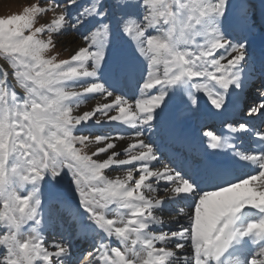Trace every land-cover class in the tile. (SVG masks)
<instances>
[{
  "label": "snow or ice",
  "instance_id": "obj_1",
  "mask_svg": "<svg viewBox=\"0 0 264 264\" xmlns=\"http://www.w3.org/2000/svg\"><path fill=\"white\" fill-rule=\"evenodd\" d=\"M0 61V264H264V0H29Z\"/></svg>",
  "mask_w": 264,
  "mask_h": 264
},
{
  "label": "rangeland",
  "instance_id": "obj_2",
  "mask_svg": "<svg viewBox=\"0 0 264 264\" xmlns=\"http://www.w3.org/2000/svg\"><path fill=\"white\" fill-rule=\"evenodd\" d=\"M257 0H254L256 2ZM29 3V0H0V17H5L12 14H19L22 12L23 8L27 6ZM50 18V16H49ZM40 22H44L41 20ZM69 34L74 33L75 36L79 39V35L76 32H68ZM63 36V35H62ZM65 36V35H64ZM61 36L55 37V40L57 41L58 48H66L70 49V47H66V45L62 44L59 45V42ZM73 48V47H71ZM68 55L67 51L63 52V56L61 58H66ZM254 90V89H253ZM252 90V92H253ZM214 129L213 122L209 121L203 126V131H212Z\"/></svg>",
  "mask_w": 264,
  "mask_h": 264
},
{
  "label": "bare ground",
  "instance_id": "obj_3",
  "mask_svg": "<svg viewBox=\"0 0 264 264\" xmlns=\"http://www.w3.org/2000/svg\"><path fill=\"white\" fill-rule=\"evenodd\" d=\"M255 3L257 4V7H259L260 0H257ZM69 32H73V31H69ZM60 40L61 41L59 42V45L64 44V45H66V47H68V48L70 47V49H71V47H75L76 44L79 42V39L77 38V36L74 35V33H71V34L67 33L65 36L64 35L61 36ZM0 63H3V62L0 61ZM254 92H255V89L253 90V93ZM94 104H95V101H89L88 104L82 105L81 110H88ZM209 121L213 122V125H214V129H212V131H218L219 128H220L219 122L214 120V119H212V118H210V117L209 118H205L203 126ZM164 217H165L166 220L169 219V215H168L167 212L164 213ZM52 238L53 237L49 233L48 239L50 240Z\"/></svg>",
  "mask_w": 264,
  "mask_h": 264
}]
</instances>
